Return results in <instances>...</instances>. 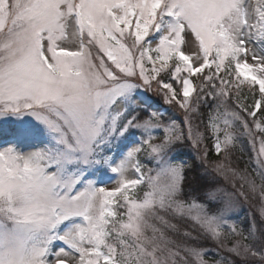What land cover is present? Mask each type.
Listing matches in <instances>:
<instances>
[{
	"label": "snow or ice",
	"instance_id": "obj_1",
	"mask_svg": "<svg viewBox=\"0 0 264 264\" xmlns=\"http://www.w3.org/2000/svg\"><path fill=\"white\" fill-rule=\"evenodd\" d=\"M69 35L74 50L60 43ZM253 39L264 41V0H0V116L29 113L51 135L49 145L31 152L0 149V264H208L202 249L166 237L151 223L155 218L176 231L163 212L193 221L213 238L227 224L232 202L212 211L216 190L206 191L203 203L182 199L183 165L168 152L184 139L183 130L173 121L162 126L159 144L136 143L148 145L155 175L145 177L134 159L139 146L114 166L104 150L130 129L150 137L161 128L156 111L147 119L139 115L142 106L151 107L149 98H141V87L150 89L155 81L165 90V101L184 109L186 118L195 110L193 93L198 104L207 89L217 101L209 115L217 154L235 142L230 129L237 125L254 144L259 139L261 184L248 175L239 179L264 200V135L256 137L252 130L264 134V122L256 119L258 112L264 115V56L247 47ZM189 43L198 47L186 53ZM170 67L179 93L173 83L158 79ZM196 76L199 85L193 83ZM257 86L259 97L251 107L228 108L233 92L239 100L242 89L255 94ZM188 135L199 144L198 132L189 127ZM99 163L117 175L119 187L88 180L76 189L80 173L70 166ZM129 167L139 178L126 177ZM141 184L146 191L138 198L131 190ZM118 200L123 212L113 207ZM55 242L67 247L54 251ZM231 250L259 255L264 264V251L239 242Z\"/></svg>",
	"mask_w": 264,
	"mask_h": 264
},
{
	"label": "trees",
	"instance_id": "obj_2",
	"mask_svg": "<svg viewBox=\"0 0 264 264\" xmlns=\"http://www.w3.org/2000/svg\"><path fill=\"white\" fill-rule=\"evenodd\" d=\"M173 62L171 65H174ZM172 68L168 70L167 74H160L158 79H162L165 82L173 83ZM195 85L200 84V78L197 77L194 79ZM207 89H205V93L201 94L200 102L197 104L196 97L197 93H195L191 97L192 107L195 109L187 112V115H191V118H195L194 122L198 123L199 134H200V142L199 144L193 143L192 139L188 135L190 124H185L178 119H175L173 113L176 111L180 112L182 118L186 116V112L184 109H181L175 103L169 110L168 116L158 117L161 128L157 129V139L159 142L163 140L164 131L162 130L163 125L171 124V122L177 123L178 127L183 130L184 139L179 142L173 144L169 153L173 155L174 160L183 165V192L182 198H191L192 200H198L200 202L205 201V192L208 190H216L218 193L220 190L227 189L226 191L230 192L227 188L224 179L219 175V171L216 170L217 164H222V160H229L231 165L229 170H235L237 173V177L242 175H248L255 179L256 184L260 185L261 180L258 178L257 173L259 172L257 153H258V144L259 139H256L255 144L253 143L252 137H250L243 128L239 125L232 128V132L235 133L237 139L231 145V147L227 151H223L221 154H215L213 150V143L215 142L213 139V135L210 128L209 122V112L211 110L212 104L216 106L217 101L212 97L207 96ZM259 97V92L256 88L255 94L253 91L249 90L247 87L242 89L240 93V99L237 100L235 92L226 98L227 103H234L236 106H233V110L242 111L237 106L238 104H243L251 107L254 104L255 99ZM161 98V97H160ZM159 98V99H160ZM181 98V97H179ZM182 99V98H181ZM163 102H166L162 99ZM154 102L160 105V101L154 100ZM175 109V110H174ZM243 115H247L246 113H242ZM170 116L171 119H170ZM257 120L264 122V115L262 113L257 114ZM249 123L253 120L252 117H248ZM193 122V123H194ZM170 127V126H169ZM253 132L256 137H260L264 134L258 132L253 126ZM195 134V132L192 130ZM202 144V149H201ZM219 161V163H218ZM235 190L245 193L243 190L244 187H248L247 184H244L241 187L242 181L236 180ZM223 187V188H222ZM235 194V193H234ZM260 197V194H258ZM246 206L241 207V211L237 216L233 218V224L235 231L230 232L231 234L221 242V245L212 241V238L209 235L203 233L202 230L196 231L189 227V225H185L184 223L176 225L177 230L172 233H164L166 237L181 243V244H189L194 245L200 249H202L205 253L204 259L208 261V264H260V256L257 255L253 257L251 254H245L243 250H241L238 255L235 251L231 249L236 245L237 242L240 243L241 246L248 245L255 251H264V216L261 215L260 208L264 204V200L261 198L258 199V202L254 203V200L250 198V200L246 201ZM253 203V206H252ZM219 207L212 205L211 210L213 211ZM182 221V220H177ZM162 223L155 224L160 225ZM190 233L192 237L195 239L187 240L183 233ZM148 235H152L151 230L148 231ZM159 235V233L157 234ZM182 256L185 254L182 252ZM179 260V258H177ZM182 264V262H180Z\"/></svg>",
	"mask_w": 264,
	"mask_h": 264
},
{
	"label": "rangeland",
	"instance_id": "obj_3",
	"mask_svg": "<svg viewBox=\"0 0 264 264\" xmlns=\"http://www.w3.org/2000/svg\"><path fill=\"white\" fill-rule=\"evenodd\" d=\"M8 2H11V0H8ZM251 2L255 4V0H251ZM9 24H10V21H9ZM151 39L153 40V42H155V40L158 39V37L153 36L151 37ZM60 43L74 50V45L76 42L73 40L71 35H69V38L66 41H63ZM197 47L198 45L189 43L184 48V51L186 53H191L194 50V48H197ZM247 47L250 50L255 51V53L258 56H264V41H257L253 39L250 43H248ZM104 59L106 62H108L106 57H104ZM248 60L250 63H255V61L252 60V57L250 54L248 56ZM180 75L181 77L184 76L183 73H181ZM171 79H173L172 81L173 86L177 89L179 93L180 88H181L180 82L176 81L173 77ZM136 82L140 83L139 80H136ZM257 89H258V86H257ZM164 93H165V90L162 89L155 81L152 82V86L150 89H148L146 86L141 87V89L139 90V94L141 98L142 99L145 97L149 98L148 104L151 105L150 108L146 106H142L144 110H138L141 119H147L146 116H148V113L152 111H156L158 113V117L168 116L169 110L173 106L174 103L169 104L167 102H163L162 99L165 100ZM154 100L160 101V105L156 104ZM213 105L214 103L212 104L211 109H214V110H211L209 114L214 113L215 111L216 106H213ZM227 106L229 109H232V107L236 105L232 102V103H227ZM220 111H223V108H221ZM145 113H147L146 116H145ZM178 114H180V112L178 111L177 112L175 111L173 113V116L175 119H178L181 122H184L185 124L187 123L190 124L191 129L195 133L200 131L198 127V123L194 122L195 118L193 119L191 118L193 114L187 115V118L186 116L182 118ZM171 117L172 116H170V119ZM53 119H55V117H53ZM6 124H15V126L18 128L17 133L14 134L10 131V129H7V128L4 129V126H6ZM167 125L171 126V124H167ZM221 127H223L222 124H221ZM211 130L216 139L217 133H215L212 128ZM230 131H232V129H230ZM0 132H1L0 133V149L12 146V147H15L18 151L27 153L35 149L44 148L46 145H49L51 143V135L48 129L46 128V126L29 113H24L23 115L8 114V115L0 116ZM158 133L159 132L156 129L152 131L151 136L149 137V134L146 132H143L142 130L130 129L128 132L124 134V136L120 137L115 142H113L110 148H106L104 150V157L107 158L110 161V163L114 166L116 163H119L120 159L123 158L124 154L127 152L128 149H130L131 147L139 146L141 148V151L136 155L134 159L139 161L141 165V170L145 177H147L148 175H155L154 171H150L156 168V164L154 163L152 159L149 158L148 145L147 144H136V143H138L139 141L148 140L149 143L153 145L159 144V142L154 136L155 134L157 135ZM219 135L222 137L223 132L219 133ZM203 147L201 144V149ZM230 147L231 146H229L226 150H222L220 154L223 151H227ZM213 148L215 149L214 146ZM258 149H259V144H258ZM215 153H217L216 150H215ZM221 163L222 164L216 165V170L219 171V175L222 176V178L224 179V182L230 192L226 191L227 189H224L222 187L223 189L220 190L218 193V202L213 205L217 206L219 204V207H222L223 201L231 200L232 207L229 211L225 213L227 224L221 229V235L218 238H213L210 236L212 238V241L216 242L218 245L219 244L221 245V242L224 241V239L227 238L231 234L230 232H233V229H234L233 218L239 214L242 206L244 207L246 206L245 202L250 200V198H252L254 200V203H256L258 202V199L261 198L258 196L259 191H257L254 194L249 191L248 187H244L243 190L245 191V193L242 192V190H239V191L235 190V185H236L235 182L236 180H239V177H237V175L234 176L232 170H229L230 167L228 166L231 165L229 160H226V161L222 160ZM256 164L258 165L259 171H261V168L258 162ZM218 165H223V167H219ZM70 170L79 171L80 173L82 182L76 186V189L83 188L88 180H93L98 186L104 185L108 188L119 187L117 175L113 173L110 170V168L103 163L94 164L89 167H85L84 165H80L79 167H76L73 165V166H70ZM139 175H140L139 173H136L134 167H129L128 170L126 171V177L129 179H137L139 178ZM131 191H132V194L140 198L142 197L143 193L146 191V186L141 184V185H138L136 189H133ZM185 201H192V199L185 198ZM122 203L123 201L118 200L113 205L114 209L118 212H123L125 209L120 207ZM252 206H253V203H252ZM219 207H216V209ZM262 207H264V204ZM216 209H214L213 211H216ZM160 215H164L165 219H167L170 222V224L179 225V224L184 223L186 226L189 225L190 228L196 231H199V229L201 230V228L197 224H195L193 221L189 219H181L179 217H174L172 215L165 214L163 212H161ZM179 219L182 221H177ZM151 223L157 224L161 222L153 218L151 220ZM157 228L161 229V231H163L164 233H168V232L172 233V229L169 228L165 224L157 225ZM60 247L66 248L67 246L63 245L62 242H55L53 245V250L54 251L58 250Z\"/></svg>",
	"mask_w": 264,
	"mask_h": 264
}]
</instances>
